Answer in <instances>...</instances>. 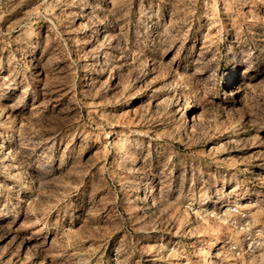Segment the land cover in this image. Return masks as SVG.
I'll return each mask as SVG.
<instances>
[{"label": "rangeland", "instance_id": "1", "mask_svg": "<svg viewBox=\"0 0 264 264\" xmlns=\"http://www.w3.org/2000/svg\"><path fill=\"white\" fill-rule=\"evenodd\" d=\"M264 226V0H0V264H221Z\"/></svg>", "mask_w": 264, "mask_h": 264}, {"label": "built area", "instance_id": "2", "mask_svg": "<svg viewBox=\"0 0 264 264\" xmlns=\"http://www.w3.org/2000/svg\"><path fill=\"white\" fill-rule=\"evenodd\" d=\"M232 212L230 222L239 238L226 243L230 260L221 264H264V226L254 225L249 213L238 207Z\"/></svg>", "mask_w": 264, "mask_h": 264}]
</instances>
